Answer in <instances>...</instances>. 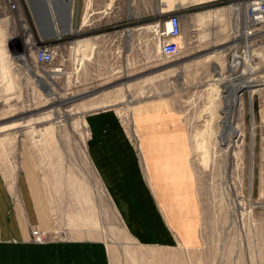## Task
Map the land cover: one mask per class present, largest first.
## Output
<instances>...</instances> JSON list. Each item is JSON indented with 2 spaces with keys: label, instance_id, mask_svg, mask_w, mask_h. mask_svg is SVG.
I'll list each match as a JSON object with an SVG mask.
<instances>
[{
  "label": "rangeland",
  "instance_id": "rangeland-1",
  "mask_svg": "<svg viewBox=\"0 0 264 264\" xmlns=\"http://www.w3.org/2000/svg\"><path fill=\"white\" fill-rule=\"evenodd\" d=\"M33 2L15 0L11 9L0 0L12 58L0 63V169L12 192L24 175L40 215L58 209L66 223L86 228L107 246L110 264H264V25L251 27L249 53L235 60L237 24H228L223 8L205 11L208 18L194 22L203 56L181 49L165 59L154 39L158 18L132 45L131 10L116 0ZM42 44L55 47L49 66L34 61ZM33 73L46 78L51 96ZM246 81L251 87L228 110V131L226 102ZM100 110L116 114L146 162L156 145L147 121L160 113L180 119L186 159L158 154L150 179L186 239L166 247L130 236L86 153V117Z\"/></svg>",
  "mask_w": 264,
  "mask_h": 264
},
{
  "label": "crops",
  "instance_id": "crops-1",
  "mask_svg": "<svg viewBox=\"0 0 264 264\" xmlns=\"http://www.w3.org/2000/svg\"><path fill=\"white\" fill-rule=\"evenodd\" d=\"M119 1L116 0L131 10L132 45L135 40L139 43L141 34L151 33L148 28L158 24L156 18L164 20L174 12L181 19L183 56L201 57L202 34L196 36L201 31L194 23L196 14L223 8L222 16H226L231 26L243 17L252 0H206L204 3L175 0L172 7L171 0ZM86 123L87 157L130 236L141 245L166 247L186 239L181 221L162 207L153 187L155 183L150 179L157 173L154 161L158 154L185 155L186 159V135L180 119L160 113L147 121V139L156 144L148 146L147 162L144 152L131 143L113 111L91 112ZM159 143L162 146H157ZM34 202L24 175L12 192L0 169V264H110L107 246L100 239L89 238L86 228L74 227L68 220L66 223L67 215L60 214L58 209L52 208L50 217L47 213L40 215ZM35 227L50 230L51 239L43 244L33 243L30 230Z\"/></svg>",
  "mask_w": 264,
  "mask_h": 264
},
{
  "label": "built area",
  "instance_id": "built-area-1",
  "mask_svg": "<svg viewBox=\"0 0 264 264\" xmlns=\"http://www.w3.org/2000/svg\"><path fill=\"white\" fill-rule=\"evenodd\" d=\"M11 9L16 8L15 0H4ZM240 19L236 20V41L233 45L232 58L238 59L249 53L250 38L252 35V26L264 25V0H252L247 4V8L243 12L242 20L244 22L241 30L238 28ZM160 28L154 32V39L158 45V55L165 59H175L181 55V19L178 13L167 14L164 20L159 22ZM240 30V31H239ZM241 41V45H240ZM48 55L49 60L41 61V54ZM55 47L49 44H42L33 50L34 61L41 66H49L55 57ZM31 241L36 244H43L51 239L49 232L41 231L38 228H31Z\"/></svg>",
  "mask_w": 264,
  "mask_h": 264
},
{
  "label": "bare ground",
  "instance_id": "bare-ground-1",
  "mask_svg": "<svg viewBox=\"0 0 264 264\" xmlns=\"http://www.w3.org/2000/svg\"><path fill=\"white\" fill-rule=\"evenodd\" d=\"M218 11V10H217ZM218 13V12H217ZM210 17V16H209ZM215 17V16H214ZM194 18V17H193ZM208 18V16H207V13L206 12H202V13H197L196 14V16H195V19H194V22L195 23H197V22H202V21H205L206 19ZM210 20V19H209ZM200 24V23H199ZM21 26H22V31H23V33H28V29H27V26H26V24H24V23H22L21 24ZM28 39V38H27ZM83 42H85V39H84V41ZM24 56V59H22L21 60V62L23 63V64H26V62H27V56H26V54H20V56ZM239 61V60H238ZM230 69H231V65H229V71H230ZM33 76H34V79L38 82V83H40L44 88H45V91H46V95L47 96H51L52 95V93H50V92H53L50 88V86H46V81H45V79L46 78H41L40 77V75L39 74H36V73H33ZM47 77V76H46ZM239 83H241V84H238L237 86H234L232 89H233V91H232V93H233V97H232V99H229L227 102H226V110H225V112H224V114H225V119L223 120V124L225 125V127L227 128V127H229V119H230V115H229V111L228 110H230V108L231 107H233L234 105H236V102H237V96H236V94H237V92H239L240 90H242V89H249L251 86H250V84L249 83H247V81L246 82H239ZM232 84V83H231ZM227 85V84H226ZM231 91V90H230ZM249 91V90H248ZM227 93V92H226ZM227 95V94H226ZM250 95V94H249ZM232 96V95H231ZM229 97V96H228ZM68 100H71V97H69V98H64L63 100H61V103H63V102H65V101H68ZM131 101V100H130ZM129 104H130V102H128ZM227 129H229V128H227ZM228 131H230V129L228 130Z\"/></svg>",
  "mask_w": 264,
  "mask_h": 264
},
{
  "label": "clouds",
  "instance_id": "clouds-1",
  "mask_svg": "<svg viewBox=\"0 0 264 264\" xmlns=\"http://www.w3.org/2000/svg\"><path fill=\"white\" fill-rule=\"evenodd\" d=\"M7 43H8V37L6 36L5 31L0 29V63H3L6 60L12 59L11 54L7 47ZM17 58L22 60L24 59V56L21 55ZM39 59L41 61H46V60H49L50 57L42 53Z\"/></svg>",
  "mask_w": 264,
  "mask_h": 264
},
{
  "label": "water",
  "instance_id": "water-1",
  "mask_svg": "<svg viewBox=\"0 0 264 264\" xmlns=\"http://www.w3.org/2000/svg\"><path fill=\"white\" fill-rule=\"evenodd\" d=\"M27 1H28V0H27ZM29 2H30V0H29ZM35 4H36V0H34V2H33L34 7H35Z\"/></svg>",
  "mask_w": 264,
  "mask_h": 264
}]
</instances>
